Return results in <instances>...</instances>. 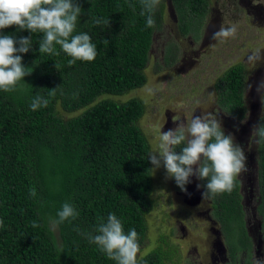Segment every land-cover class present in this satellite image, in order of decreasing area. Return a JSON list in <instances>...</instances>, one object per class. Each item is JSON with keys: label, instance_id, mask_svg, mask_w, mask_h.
<instances>
[{"label": "trees", "instance_id": "trees-1", "mask_svg": "<svg viewBox=\"0 0 264 264\" xmlns=\"http://www.w3.org/2000/svg\"><path fill=\"white\" fill-rule=\"evenodd\" d=\"M76 2L82 15L74 34L90 35L97 49L95 60L69 66L63 53L40 54L41 35L37 34L30 51L22 55L31 74L15 91H0V264H115L85 235L95 234L99 219L109 213L121 220L125 233L136 230L139 244L145 237L144 215L150 208L152 183L148 145L136 125L142 103L133 97L97 98L121 95L144 83L142 70L159 18L154 12L155 26L147 28L141 0ZM170 4L178 30L185 35L189 18L202 15L205 0H170ZM93 18L109 24L97 26ZM0 35L18 40L29 33L12 26L0 30ZM243 78L242 66L234 64L213 84L217 107L237 120L245 113ZM57 87L55 95L48 97V90ZM37 94L49 98V104L32 111L30 104ZM261 110L258 121L264 122V96ZM75 111L79 112L62 115ZM256 164V212L264 257V142L257 143ZM32 188L34 197L29 195ZM207 200L225 249L224 264H236L239 253L247 257L251 250L239 181L230 193ZM65 202L79 215L59 225L55 234L48 218L55 217ZM33 222L38 227H32ZM157 241L138 257V264L170 260L173 248L164 245L163 238Z\"/></svg>", "mask_w": 264, "mask_h": 264}, {"label": "rangeland", "instance_id": "rangeland-1", "mask_svg": "<svg viewBox=\"0 0 264 264\" xmlns=\"http://www.w3.org/2000/svg\"><path fill=\"white\" fill-rule=\"evenodd\" d=\"M155 14L159 22L152 32L142 70L144 83L121 95L101 94L97 99L124 101L133 97L141 101L143 111L136 125L145 137L148 154L156 147L161 127L166 131L174 127L177 119L186 121L193 112L213 111L219 115L225 133H233L247 156V171L237 180L251 250L247 257L239 253L236 264H255L257 258L264 257L256 212L257 140L250 135V129L262 112L263 96L256 94L255 84L264 76V65L254 67L246 62V57L257 48L264 50V0H205L202 15L189 18L185 35L178 30L170 0H160ZM233 25L237 27L235 38L223 44L210 39L218 28ZM234 64L241 65L244 73L245 113L238 120L217 107L213 90L214 81ZM249 83L253 84L252 91L248 90ZM79 111L62 115L69 117ZM150 174V208L144 215L146 231L138 257L163 238L164 245L174 250L166 264H224L227 258L222 238L210 216L208 200H202L196 188L199 181L192 178L186 186L187 193H182L171 180L165 179L163 168Z\"/></svg>", "mask_w": 264, "mask_h": 264}, {"label": "clouds", "instance_id": "clouds-1", "mask_svg": "<svg viewBox=\"0 0 264 264\" xmlns=\"http://www.w3.org/2000/svg\"><path fill=\"white\" fill-rule=\"evenodd\" d=\"M160 0H141L146 15V27L153 28V13ZM133 7L134 5H129ZM82 9L76 0H0V30L15 26L17 31H27L29 36L15 39L10 35H0V91L13 92L25 76L31 74L22 63V55L30 51L33 36L40 34L38 52L52 56L65 54L69 66L77 62H92L97 56L96 45L89 34H74ZM97 26L109 24V20L93 18ZM237 27H220L210 37L220 44L235 38ZM107 44V41H103ZM58 46V47H57ZM246 62L254 67L264 65V50L257 48L246 57ZM57 68V65H54ZM60 87V86H59ZM48 90V97L55 95L59 88ZM253 90V84H248ZM152 92V89H149ZM258 96H264V76L255 84ZM214 93H210L213 95ZM49 98L35 95L30 110L47 107ZM159 131L158 141L148 154L154 174L163 168L165 179L172 180L175 186L187 193V185L195 178L201 199H211L223 193H230L237 178L247 171V156L244 148L236 143L233 133H225L222 120L213 111L193 112L186 121L179 118L174 127ZM250 135L258 137L257 143L264 142V122H257L250 129ZM29 195H36L35 189ZM79 213L74 206L65 202L55 217L48 218L50 231L55 232L59 225L71 222ZM0 227L3 221L0 220ZM32 227H38L33 222ZM77 230V229H74ZM95 234L87 233L86 238L97 250L115 264H138L140 245L135 229L124 231L123 224L115 214L109 213L100 218L93 229ZM255 264H264V258H257Z\"/></svg>", "mask_w": 264, "mask_h": 264}]
</instances>
